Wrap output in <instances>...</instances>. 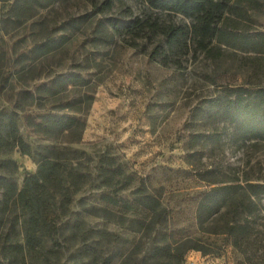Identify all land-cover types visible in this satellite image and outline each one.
<instances>
[{"label":"rangeland","instance_id":"374dc122","mask_svg":"<svg viewBox=\"0 0 264 264\" xmlns=\"http://www.w3.org/2000/svg\"><path fill=\"white\" fill-rule=\"evenodd\" d=\"M107 1L110 9L101 10ZM260 1L263 10L251 11L244 25L250 31L264 32ZM127 10L163 26L190 24L180 15L150 9L144 0H0V117L16 113L19 135L29 147L28 154L0 152V178L21 189L51 147L70 157L76 152L71 165L83 172L94 173L100 159L114 158L117 166L110 181L114 190L106 185L97 190L92 174L73 196L58 251L43 239L35 252L24 247L12 264H141L142 259L152 264V242L186 237L200 250L188 251L182 264H264L263 199L251 197V215L237 216L236 203L228 201L202 226L196 221L210 188L264 185V140L240 139L219 103L211 106L227 88H264V56L225 46L210 54L191 48L162 63L151 57L159 38L132 39L113 30L130 20ZM176 57L177 64L170 61ZM70 74L84 82L57 84L54 95L53 81ZM47 114L80 118L84 130L46 137L37 125ZM139 192L159 200L166 211L167 223L155 231L148 220L140 227L129 206L116 208L115 216L92 218L85 212L89 207L79 204L100 194L132 202ZM238 192L247 204L246 193ZM57 206L51 200L50 210ZM17 214L11 203L0 208V231L24 245ZM236 217L249 221L250 233L234 245L224 225ZM0 264H5L1 258Z\"/></svg>","mask_w":264,"mask_h":264},{"label":"trees","instance_id":"16d2710c","mask_svg":"<svg viewBox=\"0 0 264 264\" xmlns=\"http://www.w3.org/2000/svg\"><path fill=\"white\" fill-rule=\"evenodd\" d=\"M144 2L154 11L173 13L190 20L189 25L163 26L157 18L133 16L127 10L130 20L123 26L117 24L112 26L115 32L125 34L132 39L159 38L153 47L151 57L161 58L162 63H167L166 60L170 56L177 55L180 58L179 56L188 54L191 48L210 54L213 50L225 46L264 56V32L250 31L244 26L251 19V11L263 10L260 0H144ZM102 6L101 10H109L111 3L107 1ZM178 58L170 61L177 64ZM83 82L79 75L59 76L53 81L49 90L56 88L57 84L65 87ZM53 94L57 95L59 91L54 89ZM24 96L31 95L25 93ZM211 102L213 103L211 106L219 103L224 118L235 125L240 139L264 140V88L230 87L225 90L222 100ZM78 110L79 108L75 109L76 112H79ZM0 120H2L0 121V152L7 153L16 149L21 154H28L29 147L18 132L16 113L9 114L3 119L0 117ZM84 127L85 124L80 118L57 114L41 117V123L37 125L38 132L46 137L65 133L79 134L83 132ZM72 153L70 157L64 150L59 151L54 147L48 149L47 153L41 156L37 171L24 179L19 190L14 183L0 178V188H3V204L0 208H9L11 203L18 210L17 222L24 242V245H21L18 241L6 240L8 234L0 231V239L5 237L0 247V258L5 264H12L13 257L22 256L24 247L28 252H35L43 239L48 240L53 249L59 250L62 229L69 224V222L61 223L65 220L63 217L70 211L73 196L87 184L92 174L95 175L94 182L98 183L97 190L105 185L114 190V185L110 182L117 171L114 158L106 160V163L100 159L94 168V173L83 172L81 168L71 165V162L78 158L76 152ZM105 177L109 180L107 184ZM240 190L248 196L247 204L244 203V199L236 197L239 196ZM139 193L140 195L135 196L132 202L116 199L108 194H100L93 201L86 202L85 199H80L79 204L82 209L89 207L85 212H88L92 218L115 216L116 208L129 206L133 208L131 214L134 220L141 224L140 227L148 220L149 230L155 231L156 228L167 223L166 211L159 200ZM251 197L264 200V185L248 183L245 187L224 185L210 188L198 204L197 225L202 226L218 214L228 201L234 202V206L236 203L237 216L244 212L246 215H251L250 208L254 206ZM51 200L52 204L58 205L56 212L49 208ZM120 202L122 205H119ZM239 208L241 212H238ZM134 209H139V212L136 214ZM224 228V234L233 239L234 245L250 233L249 221L246 218H232ZM92 241L93 237H91ZM152 243L149 250L152 264H182L184 255L188 251L200 250L195 239L191 237ZM146 261L142 259L140 262L145 264Z\"/></svg>","mask_w":264,"mask_h":264}]
</instances>
